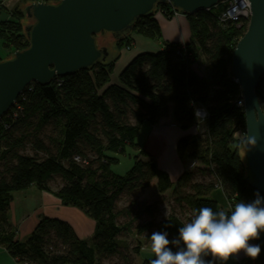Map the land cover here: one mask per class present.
I'll list each match as a JSON object with an SVG mask.
<instances>
[{
  "label": "trees",
  "instance_id": "1",
  "mask_svg": "<svg viewBox=\"0 0 264 264\" xmlns=\"http://www.w3.org/2000/svg\"><path fill=\"white\" fill-rule=\"evenodd\" d=\"M3 1L0 11H4ZM27 2L21 0L0 21V62L29 46L23 24ZM172 9L169 4L158 3L152 15L135 20L130 32L114 38L119 54L113 59L108 53L105 61L67 77L45 85L30 84L16 100L21 110L14 106L1 118L0 247L16 264H105L111 258H117L112 264H135L140 241L124 253L121 235L134 233L148 244L153 231H167L172 239L184 224L173 213L153 221L154 204L131 201L123 210H116L121 195L133 197L147 189L152 180L158 194L169 193L176 206L189 212L187 222L194 209L228 210L236 202L255 199L256 191L244 180L245 160L239 155L243 146L233 139L237 128H245V121L243 107L235 105L241 91L232 79L231 54L246 27H220V4L184 15L190 28L187 44H167L156 53L135 55L119 72L118 83L110 84L120 52L129 47V36L159 39L155 14L161 10L169 20ZM199 58L207 71L205 79L192 70ZM255 93L263 109L264 74ZM196 106L205 107L208 114L204 132L181 138L176 151L180 158L187 157L201 167L184 171L172 183L144 150H138L135 140L144 122L156 125L170 116L175 126L188 131L196 123ZM49 124L59 129L57 138L51 140L52 147L39 138ZM27 143L33 155L22 152ZM128 147L138 150L134 164L124 176L114 175L110 166L118 163L116 156L124 155ZM55 176L61 184L52 189L50 183ZM30 187L53 195L62 206L77 208L91 219L94 231L90 239H78L64 221L41 217L25 240H16L8 221L9 205L14 193ZM216 190H220L225 205L211 195ZM134 206L139 207L136 213L132 211ZM122 214L128 222L119 225L117 219ZM142 216L149 220L137 223ZM252 243L261 244L259 258H244L238 264H264V233ZM205 259L212 264L219 261L210 255ZM150 260L141 264H150Z\"/></svg>",
  "mask_w": 264,
  "mask_h": 264
},
{
  "label": "water",
  "instance_id": "2",
  "mask_svg": "<svg viewBox=\"0 0 264 264\" xmlns=\"http://www.w3.org/2000/svg\"><path fill=\"white\" fill-rule=\"evenodd\" d=\"M224 0H59L55 4L26 3L23 19L29 46L0 62V119L32 83L52 80L105 61L108 51L95 36L113 38L132 30L133 22L152 15L158 3L169 4L181 14L215 8ZM250 18L246 31L231 54L230 71L243 98L246 136L257 144L244 156L245 181L264 196V111L255 90L264 74V0H248ZM258 102V103H257Z\"/></svg>",
  "mask_w": 264,
  "mask_h": 264
},
{
  "label": "crops",
  "instance_id": "3",
  "mask_svg": "<svg viewBox=\"0 0 264 264\" xmlns=\"http://www.w3.org/2000/svg\"><path fill=\"white\" fill-rule=\"evenodd\" d=\"M20 1L21 0H4L1 5L4 11L0 12H4L6 14V11H9L11 7L16 6ZM156 20L160 28V38L157 40H149L141 35L131 34L129 36L130 50L127 53L121 51L120 59L115 64L113 73L110 77V84L118 83L119 72L135 55L143 53H156L164 50L167 44L184 45L189 42L190 28L184 15L180 14L169 20L158 16L156 17ZM113 48V56L111 59L119 54L115 45ZM192 70L199 77L204 79L207 78V71L201 58L197 59V61L193 64ZM143 127H145L144 141L140 143L138 139L135 140L136 144L139 146L138 150H144L147 153L148 158L156 162L158 169L167 173L172 183H175L184 171H190L194 167H201V165L196 161L190 160L187 157L180 158L178 156L176 151L177 142L181 138L190 135H188V131H183L175 126L172 122L171 116L167 119L160 120L156 125H150L147 122H144L140 127V131ZM116 158L118 159V156H116ZM141 160L145 161L147 158L142 157ZM151 185L156 187V181L152 180ZM29 189H31V187L21 192L25 193L29 191ZM219 191L220 190H216L211 195L221 205H225V199L222 194H219ZM39 193L41 195L40 208L32 215H26L23 213V215L18 216L15 211L14 198H12L9 205L8 221L12 227L16 228V240H23L19 236L27 238L33 231L38 219L41 216L64 221L71 226L78 239H90L94 231V222L91 219L86 217L84 213L77 208L62 206L60 201L53 195L41 191ZM23 199L25 202L28 198L23 197ZM139 255H143L141 260L154 258L149 251H140ZM244 258L246 257L243 253H240L237 257L234 256L226 262L219 260L217 264H238ZM0 264H16L14 260L8 257L6 251L1 247Z\"/></svg>",
  "mask_w": 264,
  "mask_h": 264
},
{
  "label": "clouds",
  "instance_id": "4",
  "mask_svg": "<svg viewBox=\"0 0 264 264\" xmlns=\"http://www.w3.org/2000/svg\"><path fill=\"white\" fill-rule=\"evenodd\" d=\"M256 144V137L245 136L241 140L244 156ZM254 196L252 201L236 202L228 210L194 209L172 239L167 231H153L148 236V251L154 256L150 264H212L206 256L226 262L240 253L257 260L261 244L251 242L264 233V197L258 191Z\"/></svg>",
  "mask_w": 264,
  "mask_h": 264
},
{
  "label": "rangeland",
  "instance_id": "5",
  "mask_svg": "<svg viewBox=\"0 0 264 264\" xmlns=\"http://www.w3.org/2000/svg\"><path fill=\"white\" fill-rule=\"evenodd\" d=\"M20 3V2H19ZM18 3V4H19ZM29 3V2H27ZM17 4V5H18ZM26 4V3H25ZM16 5V6H17ZM15 7V6H14ZM14 7H11L10 10ZM6 17V14L4 12H0V21L4 20ZM97 43L99 47H105L108 50L109 53V59L113 56V46L115 43L114 38L110 34H102L97 37ZM13 55V54H12ZM121 55V52H120ZM262 104H260L261 106ZM264 109V108H263ZM262 109V110H263ZM146 126V125H143ZM145 127H143L138 134L137 138L138 141L141 143L144 141L145 137ZM204 132V127L201 126L199 135ZM59 134V129L55 128L52 124L46 125L39 133V138L49 147H52L51 140H55ZM24 154L27 155H33L31 146L29 143H27L25 149L22 151ZM244 150L241 148L239 150V155L244 158L243 154ZM89 154V153H88ZM137 150L132 149L130 147L126 148L124 155H117L118 156V163L115 165L110 166V170L114 175L118 176H124L133 166L134 164V157L137 156ZM61 184V180L58 176H55L50 186L52 189H57V187ZM40 191H38L35 187H31L29 191L23 193V192H17L14 193V204H15V211L18 216L26 214V215H32L34 214L39 208L41 204L40 200ZM23 197H27L28 199L24 202ZM134 202L137 204L145 203L146 205L154 204L156 207V210L154 212L152 220L155 222L160 221L161 219L165 218L170 213H173L176 215L182 222L186 223L189 218V212L185 208H179L176 206L173 201L171 200L170 194L165 193L163 195H160L156 192V188L154 185H149V187L143 191L137 192L133 197H130L126 194H123L119 197V199L116 202V210H123L126 208V206L129 205L130 202ZM139 209L138 206H134L132 209L133 213H136ZM42 217V216H41ZM40 217V218H41ZM39 218V219H40ZM38 219V220H39ZM149 220L148 217L142 216L137 223H143L147 222ZM117 222L119 225H124L128 222V217L126 215H121L118 217ZM134 226V225H133ZM15 234H16V228L13 227ZM122 240L120 241L121 244L126 246V249H123L124 253H128L131 251V249L137 245V240L140 241V251L146 252L148 251V245L149 243H145L144 239L138 238L134 236L133 234L127 235L123 234L121 235ZM21 239L25 240L24 236H19ZM23 237V238H22ZM22 240V241H23ZM9 257V256H8ZM10 258V257H9ZM143 255H139L136 257L135 264H141L143 260ZM117 261V258H111L109 260L105 261V264H112Z\"/></svg>",
  "mask_w": 264,
  "mask_h": 264
},
{
  "label": "built area",
  "instance_id": "6",
  "mask_svg": "<svg viewBox=\"0 0 264 264\" xmlns=\"http://www.w3.org/2000/svg\"><path fill=\"white\" fill-rule=\"evenodd\" d=\"M57 1L59 0H29V3L46 4L47 2H50L52 4H55ZM220 5H221V10L219 11L217 16V23L220 27L226 28L228 26H233L236 29L247 27L251 15L250 4L248 0H224L223 2L220 3ZM172 12L173 14L171 15L170 19H173L181 14L175 11V9H172ZM158 16L164 18L163 12L161 10L157 11V13L155 14V18ZM129 50H130L129 47H125L122 49V51L125 53L129 52ZM235 105L240 108L243 107L242 96L235 101ZM14 106H16V102ZM15 110H21V108L16 106ZM13 116L16 117V114L13 113ZM194 116L196 119V123L191 129L188 130V135L190 136L198 135L201 126H204L208 118V114L205 107L196 106L194 108ZM245 136H246L245 128H237L234 131L233 139L236 141L237 140L241 141ZM75 160L78 159L76 158Z\"/></svg>",
  "mask_w": 264,
  "mask_h": 264
}]
</instances>
